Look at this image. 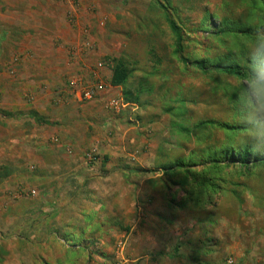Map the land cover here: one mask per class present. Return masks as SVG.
Listing matches in <instances>:
<instances>
[{
  "label": "rangeland",
  "instance_id": "374dc122",
  "mask_svg": "<svg viewBox=\"0 0 264 264\" xmlns=\"http://www.w3.org/2000/svg\"><path fill=\"white\" fill-rule=\"evenodd\" d=\"M26 1L32 15L24 21L33 26L35 16L43 19L45 12H52V3ZM66 1L64 5L86 15L74 26L80 32H74L75 40L71 36L75 45L56 52L73 65L85 64L88 84L101 80L93 101H75L74 106L76 110L102 101V117L92 123L79 117L83 112H75L73 128L87 131L90 139H80L68 151L58 148L52 140L53 90L42 83L50 75L40 72L48 53L40 52L39 58L37 51H27L39 34L35 26L24 29L23 44L5 60L7 67L0 65V85L18 84L20 108H49V125H38V138L32 141L31 132L29 138L16 136L17 127L11 130L0 118V169L11 171L8 178H0V264H161L162 251L172 253L173 264L183 261L178 253L181 259L184 253L189 256L182 264H196L191 257L200 241L208 240H214L208 247L214 252L201 257L202 262L264 264V166L243 174L245 168L239 165L216 169L199 157L213 148L246 143L264 152V115H253L239 99L244 87L240 80L206 75L191 66L195 61L249 65L246 47L252 37L242 31H264V1ZM169 17L184 35L181 54ZM72 20L74 24L77 19ZM44 37L52 42V34ZM63 42L59 39L58 47ZM181 56L191 61L188 67ZM120 58L135 69L128 89L140 103L114 110L109 103L124 99L123 89L109 87L113 61ZM31 67L40 79L36 86L26 77L34 73ZM20 77L27 78L22 85ZM66 91L73 102V90ZM4 103L0 98V105ZM170 108L175 111L169 113ZM205 121L251 131L198 128ZM175 126L191 133L181 134ZM178 160L191 164L198 179L190 177L184 187L170 183L167 189L161 183V166ZM74 172H81L80 182ZM204 179L214 184L198 186Z\"/></svg>",
  "mask_w": 264,
  "mask_h": 264
},
{
  "label": "crops",
  "instance_id": "0c3cea01",
  "mask_svg": "<svg viewBox=\"0 0 264 264\" xmlns=\"http://www.w3.org/2000/svg\"><path fill=\"white\" fill-rule=\"evenodd\" d=\"M20 0H0V65H3L7 67L5 60L10 56H15V52L18 51V47L21 46L22 42V31L24 29H30L31 27L35 26V31L37 34H39V37L36 38L35 42L32 43L31 48L28 47L27 51H30L31 49L37 51L38 57L41 58L40 52H47L48 55L46 56L47 60H42V66L44 68L40 72H47V75L45 76V81L42 83L47 84L48 86L52 87V90L54 89H61L56 90V92L52 91V107L51 110L49 108H44V110H37L34 107H19L18 104L19 100H21V97L16 96V94H19V87L18 84H12L9 82H6L5 85H0V98H2L4 101L6 100V103H4L2 106L0 105V118L3 124L12 127L11 130H13V127L22 128L24 130L23 132L17 131L15 128V132L13 131L14 135L18 136V133H23V137L29 138V132H31V138L32 141H35V138H38L37 132L39 131L37 129L38 125H49L48 120L45 118V115H47L48 110L52 111V140L55 144L58 145V148H66L68 151L71 147L75 148L77 144L79 145L80 139L88 140L90 139L91 134H89L87 131L82 130L80 132L76 131L75 128H73L72 118L74 119V113L76 112L77 115H79V112H83L80 114V118L85 117L87 120L91 121L92 123L100 122V119L102 117L101 113L103 111L102 108V101H97V104L93 106H85L81 105L78 106L79 109L75 110L74 102L77 101L82 103L79 95L72 94V102L71 99L67 98L68 91L66 89L69 87L71 90L70 83L73 80L82 79L87 80V77L89 78V75L85 72L86 66L79 65V64H71L70 60L67 56H58V53L56 51L60 52H67L68 46L70 47L72 43L71 40L76 39V34L74 32H79V28L76 29L74 26L78 25L80 20L84 18L86 15V12L80 11L77 8L71 6V5H64L65 0H43L45 3H52V12H45V16H39L41 18H37L38 16H35V22L34 26L33 23L31 24L26 23L24 19L29 20V16H31V11H29L25 5L26 0H23L19 2ZM25 1V2H24ZM68 1V0H67ZM66 1V2H67ZM30 3V2H29ZM69 4H72V0L68 1ZM30 4H28L29 6ZM50 13V14H49ZM38 15H42L39 14ZM70 19H77L75 23L73 24V20L70 21ZM79 20V21H78ZM77 22V23H76ZM30 27V28H29ZM80 33V32H79ZM52 34V42L46 40L44 36ZM74 36L73 39H71V36ZM56 37V39L54 37ZM50 39V36L47 37ZM59 39H62L64 41L62 43V46H59ZM75 45V44H74ZM57 48V49H56ZM65 50V51H64ZM21 53L25 52V50L21 49ZM55 52V56L54 53ZM30 53V52H29ZM63 54V53H62ZM41 55V56H40ZM54 56V57H52ZM43 57V56H42ZM16 58V57H15ZM33 59V58H32ZM17 59H13L11 61L12 64L16 63ZM18 62L15 64L17 65ZM32 68V67H31ZM48 68V69H47ZM34 69V68H32ZM34 69L28 77V79H32L31 83L36 86L37 82L40 81L38 79V76H35ZM49 71V72H48ZM52 72V73H51ZM62 72L66 74V78H62ZM94 73V71H91ZM14 73V71L12 72ZM52 75V76H51ZM1 76V73H0ZM24 76V75H23ZM112 72H110V78L111 79ZM20 77L22 83H19L20 85L24 84V81L27 80V78ZM68 78V79H67ZM18 80V82L20 81ZM86 82V81H85ZM17 83V82H16ZM65 83V84H64ZM66 85V89H64ZM110 89H122V88H114L110 86ZM63 88V89H62ZM31 97V96H30ZM122 99V98H121ZM120 99V100H121ZM102 100V99H101ZM15 101H17V104L15 105ZM63 102V103H62ZM49 103V104H51ZM60 105V107H59ZM92 105V104H91ZM58 106V107H57ZM61 108V109H60ZM44 111V114L43 112ZM86 112V114H84ZM51 112H49L50 114ZM34 114H37L39 117L43 118L46 123H38L36 119L34 118ZM24 115L25 117L22 118L20 116ZM55 116H58L56 118ZM16 125V126H15ZM51 125V124H50ZM28 128V129H26ZM32 128V129H29ZM22 135V134H21ZM55 136V137H54ZM56 138V139H55ZM73 168V166H72ZM78 176H74V180L77 182H80L78 177H80L82 174L81 172L76 173ZM74 172V175H76ZM53 175V174H52ZM77 178V179H76ZM154 246V245H153ZM162 247V246H161ZM152 248V247H151ZM165 251V250H164ZM161 253V252H160ZM162 254L158 259L160 260L161 264H173L175 261L172 259V253L169 254L162 251ZM183 258L181 259L180 253L177 254L178 260L181 261V264L184 262V259L189 258L187 254H183ZM187 255V256H186ZM186 256V257H185ZM209 256V255H208ZM142 258L134 259V262L139 261ZM132 261V262H133ZM206 264V263H203Z\"/></svg>",
  "mask_w": 264,
  "mask_h": 264
},
{
  "label": "trees",
  "instance_id": "16d2710c",
  "mask_svg": "<svg viewBox=\"0 0 264 264\" xmlns=\"http://www.w3.org/2000/svg\"><path fill=\"white\" fill-rule=\"evenodd\" d=\"M264 1V0H262ZM169 23L171 25L172 31L175 33L177 37V43H178V53L181 54V50L183 48V40L184 35L181 30V28L177 25V23L169 17ZM222 34H226V30L221 31ZM242 33L245 36L253 37V33L251 30L242 31ZM181 60L186 67H188L191 64V61L188 59H185L183 56H181ZM191 66L195 67L199 71L203 72L204 74L208 75L210 73H219L224 74L229 77H234L238 80H242L246 72L249 70L248 65L247 66H240V65H229V64H211L209 65L205 61H195L191 64ZM135 69L132 67V65L129 63V61L126 58H120L118 60L113 61V71L111 79L109 80L110 86L114 88H122L124 93V103L127 105L130 104H139L140 103V97L134 96L133 92L128 89L129 84L131 83L132 79L134 78ZM174 108H170L168 110L169 113L174 112ZM34 118L38 123H46L45 120L41 117H39L37 114H34ZM206 127H214L219 128L225 131L229 134H238L246 131H251L250 128H247L245 126H239V125H233L229 123H220L216 121H205L201 122V124L198 126V128H206ZM179 133L181 134H190L189 128H186L184 126H175L174 127ZM199 157L202 159L205 157V161L208 162V165L210 167H214L216 169H219L222 164L229 163L231 165H239L242 168H245V170L241 173L248 174L250 172L251 167H261L264 166V152L255 150L250 144L246 143L242 145L239 148H235L232 145L224 146L223 148H213L212 150H209L208 153L199 155ZM192 160L190 163L195 164L194 157H191ZM107 161V158L105 159ZM205 162V163H206ZM209 167V168H210ZM162 171L164 172V180H161V183L164 185L165 188H170V183L172 185H179V186H188L190 184L189 178L193 177L195 179H198V174H195L194 171L191 168V164L187 163L185 160H178L176 162H171L169 164H164L161 166ZM11 175V171L8 168L0 169V178L5 179L8 178ZM169 179V181H168ZM198 186L204 187L202 184L208 186L214 184V180H207L204 179L201 182H197ZM207 189V188H206ZM201 201V199L199 198ZM202 246L199 244V251L195 250L197 255H194L191 257V261L196 264H209L208 262H202V260H199L201 257H205L209 255L210 253H213L214 251L209 249L208 247L214 243V240H208L206 242L200 241ZM210 244V245H209ZM199 254V256H198Z\"/></svg>",
  "mask_w": 264,
  "mask_h": 264
},
{
  "label": "clouds",
  "instance_id": "9594fccd",
  "mask_svg": "<svg viewBox=\"0 0 264 264\" xmlns=\"http://www.w3.org/2000/svg\"><path fill=\"white\" fill-rule=\"evenodd\" d=\"M264 31L257 30L246 47L249 55L248 71L241 80L244 86L239 99L251 109L253 115H264Z\"/></svg>",
  "mask_w": 264,
  "mask_h": 264
},
{
  "label": "built area",
  "instance_id": "2783aa9c",
  "mask_svg": "<svg viewBox=\"0 0 264 264\" xmlns=\"http://www.w3.org/2000/svg\"><path fill=\"white\" fill-rule=\"evenodd\" d=\"M99 78V77H98ZM97 78V79H98ZM101 80L97 81L96 85H91L85 82L82 79L73 80L70 83L71 89L73 90L74 95H79L81 101L91 102L98 96V91L101 88L100 86ZM102 84V82H101ZM126 105L123 100H113L109 103V107L118 110L120 108H126Z\"/></svg>",
  "mask_w": 264,
  "mask_h": 264
}]
</instances>
